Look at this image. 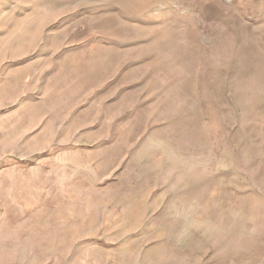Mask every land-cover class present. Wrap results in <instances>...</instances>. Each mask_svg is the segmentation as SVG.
<instances>
[{
	"label": "rangeland",
	"instance_id": "1",
	"mask_svg": "<svg viewBox=\"0 0 264 264\" xmlns=\"http://www.w3.org/2000/svg\"><path fill=\"white\" fill-rule=\"evenodd\" d=\"M0 264H264V0H0Z\"/></svg>",
	"mask_w": 264,
	"mask_h": 264
}]
</instances>
